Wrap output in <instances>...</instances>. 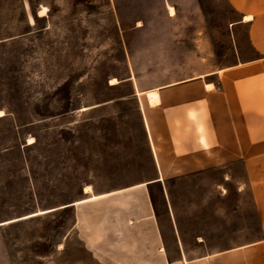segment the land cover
Returning a JSON list of instances; mask_svg holds the SVG:
<instances>
[{
  "label": "rangeland",
  "instance_id": "374dc122",
  "mask_svg": "<svg viewBox=\"0 0 264 264\" xmlns=\"http://www.w3.org/2000/svg\"><path fill=\"white\" fill-rule=\"evenodd\" d=\"M239 18L229 0H0V264H104L72 205L88 201L90 182L154 175L125 169L146 151L134 85L253 59ZM168 184L179 220L196 207L203 227L186 236H205L209 250L261 236L241 162ZM154 195L164 211L159 187Z\"/></svg>",
  "mask_w": 264,
  "mask_h": 264
},
{
  "label": "crops",
  "instance_id": "0c3cea01",
  "mask_svg": "<svg viewBox=\"0 0 264 264\" xmlns=\"http://www.w3.org/2000/svg\"><path fill=\"white\" fill-rule=\"evenodd\" d=\"M229 2L238 22L248 25L253 59L180 80L185 83L134 85L146 151L143 161L133 158L125 169L153 170L154 175L112 188L90 182L85 186L92 191L84 186L80 199L96 197L72 205L79 237L101 263L264 264V0ZM234 162L244 165L261 236L209 250L205 236H186L203 227L196 207L184 209L179 220L168 183ZM156 187L165 204L162 212L155 203Z\"/></svg>",
  "mask_w": 264,
  "mask_h": 264
},
{
  "label": "bare ground",
  "instance_id": "6f19581e",
  "mask_svg": "<svg viewBox=\"0 0 264 264\" xmlns=\"http://www.w3.org/2000/svg\"><path fill=\"white\" fill-rule=\"evenodd\" d=\"M45 12H46V8H45V7H42V9H41V13H42V15H44ZM170 13H171V15H173V14L175 13V9H174V7H170ZM249 19H250V18H249ZM110 83L114 85V84L119 83V80L116 79V78H111ZM158 101H159V96H158L157 98H153V99H151V100H150V103H151V104H156ZM33 142H34L33 138H30V140H29V144H30V143H33ZM88 191H90V192L92 191V187H90L89 185L87 186V189H86V192H88ZM95 197H96V195L92 194V195L89 197V199H90V198H95ZM89 199H85V200H89Z\"/></svg>",
  "mask_w": 264,
  "mask_h": 264
}]
</instances>
